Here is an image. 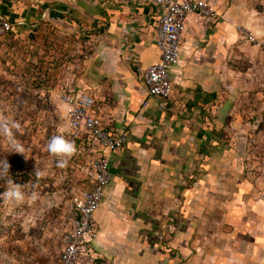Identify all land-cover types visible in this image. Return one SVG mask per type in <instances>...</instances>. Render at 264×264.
Masks as SVG:
<instances>
[{"label":"crops","instance_id":"1","mask_svg":"<svg viewBox=\"0 0 264 264\" xmlns=\"http://www.w3.org/2000/svg\"><path fill=\"white\" fill-rule=\"evenodd\" d=\"M228 1L215 0L213 21L185 18L169 93L150 97L136 74L158 60L148 0H0V19L12 25L0 57L13 52L16 59L31 33L33 56L45 60L35 65L50 74L51 92L92 96L93 113L126 134L108 155L109 182L93 216L100 228L91 247L108 256L104 264H264V193L230 192L243 147L224 146L215 131L233 121L249 84L247 70L226 66L238 54L229 49L237 40L232 23L255 32L264 0L250 1L253 15L247 0L236 8ZM110 203L125 207L115 219L103 210Z\"/></svg>","mask_w":264,"mask_h":264},{"label":"rangeland","instance_id":"2","mask_svg":"<svg viewBox=\"0 0 264 264\" xmlns=\"http://www.w3.org/2000/svg\"><path fill=\"white\" fill-rule=\"evenodd\" d=\"M239 1L230 3L229 0L226 5L236 8ZM250 1L247 0L246 8ZM245 12L254 14L249 7ZM253 23L256 24L255 20ZM254 24L252 28L256 31L250 32L242 29L238 22L232 23L237 40L229 49L238 54L227 58L226 66L237 72L247 70L249 84L243 100L232 109L233 121H224L215 127V131H219L216 141L224 146L243 147L236 154L243 164L239 170H231L239 181H230V192L264 193V71L260 68H264L260 54L264 52V21L262 25ZM247 33L253 42L246 38ZM31 36V33L24 36L28 42L20 46L16 59L13 52L0 57V120L20 122L16 138L24 149L23 154L13 152L8 140L0 135V194L14 186L9 180L21 185L25 194L22 202L0 197V264H56L62 236L70 227L73 215L70 198L86 186L89 159L94 154L89 142L69 128L67 114L57 106V99L61 100V95L68 90L52 93L50 74L45 67L35 65L45 60L37 59L38 54L33 56L34 47L29 46ZM218 114L221 115L219 111ZM234 130L236 133L239 130L243 136H226L228 131ZM56 135L74 141L77 148V153L63 168L57 166L60 158L51 155L46 148L49 139ZM5 161L9 165L7 175ZM104 196L105 190L101 201ZM107 206L103 210L114 219L115 211L125 210L123 204ZM96 227L98 232L99 224ZM99 253L91 247L87 255L81 257V264H104L108 256L101 251L105 254L103 258Z\"/></svg>","mask_w":264,"mask_h":264},{"label":"built area","instance_id":"3","mask_svg":"<svg viewBox=\"0 0 264 264\" xmlns=\"http://www.w3.org/2000/svg\"><path fill=\"white\" fill-rule=\"evenodd\" d=\"M102 6L120 5L135 0H92ZM156 9L154 45L158 60L136 74L146 95L165 97L169 93V69L177 64L179 37L184 30L188 15H195L206 21H213L216 13L215 0H148ZM239 28V27H237ZM12 25L7 19H0V41L9 36ZM246 38L253 42L247 33ZM68 106L69 128L89 142L93 157L89 159L88 182L70 198L72 219L70 227L62 236L56 264H81V257L91 249V241L96 232L93 213L101 201L109 182L108 155L119 150L126 142L122 130L115 131L103 124L93 113L95 100L83 93L67 91L60 97Z\"/></svg>","mask_w":264,"mask_h":264},{"label":"clouds","instance_id":"4","mask_svg":"<svg viewBox=\"0 0 264 264\" xmlns=\"http://www.w3.org/2000/svg\"><path fill=\"white\" fill-rule=\"evenodd\" d=\"M21 129V124L18 121L13 120H0V135H3L9 142V144L13 147V152L23 154V146L20 141L16 138V133ZM46 148L48 152L57 157L58 159L57 166L65 167L68 163V159L74 156L77 153V148L74 141L66 139L63 135L52 136ZM9 165L5 161L4 164V173L7 175ZM9 184L14 185L6 192L0 194V197L8 200V201H20L22 202L25 199V194L21 190V185L14 183L12 180L8 181Z\"/></svg>","mask_w":264,"mask_h":264}]
</instances>
